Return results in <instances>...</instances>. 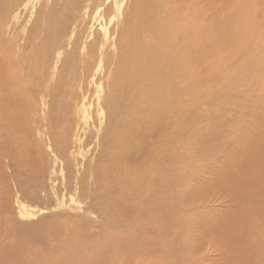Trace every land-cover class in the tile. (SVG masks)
<instances>
[{
  "label": "bare ground",
  "instance_id": "6f19581e",
  "mask_svg": "<svg viewBox=\"0 0 264 264\" xmlns=\"http://www.w3.org/2000/svg\"><path fill=\"white\" fill-rule=\"evenodd\" d=\"M33 1L0 0V161L8 159L9 176L19 194L18 215L34 214L19 199L29 193L37 195L45 176V146L48 154L54 155H50L52 161L58 163L61 185L71 189V200L75 195L98 198L96 212L100 211L106 221L121 218L116 211L118 204L125 215L141 202L142 224L165 222L166 206L156 202L166 195L162 190L150 193L156 186H149L147 172L143 173L150 140L178 146L183 133L194 132L198 114L196 111L195 117L184 119L186 91L197 87L202 69L199 81L214 78L212 98L227 84L221 69L230 62L231 54L261 49L254 39L264 29V0H242L235 5L231 24L222 22L220 25L226 26L215 40L212 31L219 17L199 28L196 8L195 14L181 15L166 5V0H46L39 8L41 17L36 15L27 26L28 20L22 19L21 13L33 8ZM256 1L262 7L254 14L251 4ZM216 41L222 47L215 48ZM224 48L230 53H224ZM109 60L114 61V67L104 86L102 73ZM217 129L220 126H215ZM206 132L198 140V153L208 150ZM213 135L217 143H225L220 131ZM239 143L251 146L240 149L242 154L264 161V129L244 132ZM240 159L242 155L229 163ZM154 178L164 182L161 175ZM261 181L264 173L236 177L242 193L244 189L259 200L264 198ZM224 189L230 192L233 187ZM238 197L229 200V206L233 204L229 208L231 215L234 213L232 222L228 208L223 212L225 218L216 219L226 221L218 232L235 230V235L240 234L236 228L246 225L249 211H256V205L243 204L249 199L247 195ZM5 198H0V264L57 261L55 254L40 250L32 223L18 224L9 219L12 215L4 208ZM67 229L74 231L75 227ZM208 229L211 236L213 227ZM243 239L248 237L243 235ZM221 244L229 248L223 254L224 264H264L252 261V252L245 255L228 243ZM87 252L89 257L81 254L77 264H102L106 260L93 249ZM178 263L182 261L171 262ZM215 264H223V260Z\"/></svg>",
  "mask_w": 264,
  "mask_h": 264
},
{
  "label": "rangeland",
  "instance_id": "374dc122",
  "mask_svg": "<svg viewBox=\"0 0 264 264\" xmlns=\"http://www.w3.org/2000/svg\"><path fill=\"white\" fill-rule=\"evenodd\" d=\"M45 1L34 0L33 8L21 13V18L28 20L27 26L33 22L36 15L41 17L42 11L39 12V8ZM51 1L49 0V3ZM240 1L242 0H166V5L187 16L195 14L196 8L199 11L196 14V19L200 20L199 28L211 24L214 18L219 17L217 26H212V40H215L220 29L226 24H231L232 11ZM261 7L260 2H253L251 11L256 14ZM222 22L226 24L220 25ZM94 30L96 31V28ZM254 42L260 45L259 51H243L240 55H237L238 51L234 52L230 62L222 67L221 73L226 76L227 84H232L231 87L228 88L226 84L218 88L211 98L214 78L199 81L202 77L201 69L197 87L193 91H186L184 119L195 117L196 111L198 114L194 132L183 133L178 146L172 144L168 147L156 140H150V153L143 160V173L147 172L146 181L149 186H156L149 190L150 193L153 191L152 194L155 195L157 190H162L166 195V198L161 199L162 202H156L166 206L165 222L142 224L139 218L141 202L137 203V207L129 208L125 215L123 207L118 204L116 211L121 214V218L106 221L100 211L96 212L98 198H78L75 195L71 200L68 194L71 189L61 185L58 163L52 161L54 155L48 154L45 146V176L43 181L39 182L37 197L34 193H29L19 199L34 213L33 216L22 218L18 215L16 196L19 194L15 192L17 188L9 176L8 159L1 158L0 198L6 197L9 201L5 200L4 206L8 209L7 213L12 215L9 219L18 224H33L41 242L42 253L55 254L57 261L53 264H77L81 260V254L89 257L87 251L91 249L105 257L106 260H103L102 264H171L176 260L182 261L178 264H215L223 260L224 264L223 254L229 248L226 244H221L223 242L245 255L252 252V261L264 262V198L259 200V196L246 193L244 189L242 193L239 183L236 182L239 175L264 173V161L257 162L251 155H244L239 151L244 148L251 149L250 145L245 147V144L239 143L244 132L254 133L264 129V29ZM213 46L222 47L218 41L214 42ZM112 48L114 50V46ZM223 52L230 53L227 48H224ZM113 60L108 61L105 72L102 73L105 74L104 86L113 70ZM246 63L248 65L244 66ZM93 85L95 86L94 83ZM103 89L105 90V87ZM215 126H220V129L214 130ZM209 128L211 131L206 132ZM216 131L222 133L226 139L225 143H217L213 135ZM205 132L208 150L198 153V140ZM241 155L242 159L229 163L230 159ZM155 175H161L164 182L154 178ZM261 184L264 185V182L261 181ZM227 186H232L233 189L228 192L224 189ZM243 194L249 198L244 200L243 204L256 205V211H249L246 225L236 228L240 234L235 235V230L218 232L220 227H225L222 223L226 221L217 222L216 219L225 218L223 212L228 208L227 214L232 222L234 213L231 215L233 211L229 208H232L233 204L229 206V200L237 198L238 195V198H241ZM40 208L44 209V212L38 211ZM92 208L94 211L90 212ZM68 226L75 227V230L67 229ZM209 227H213L211 236L207 234ZM243 235H246L248 240H244ZM222 236L237 243H232ZM111 237H114L113 246L110 245ZM219 239L222 241H218ZM145 241L149 244L144 245ZM238 243L246 248L245 251ZM237 261L239 260H234ZM89 262L93 263V260Z\"/></svg>",
  "mask_w": 264,
  "mask_h": 264
}]
</instances>
